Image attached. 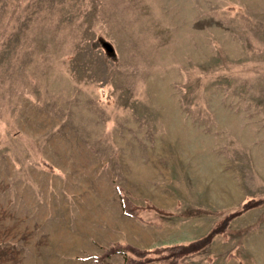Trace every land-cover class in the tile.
Masks as SVG:
<instances>
[{"label": "rangeland", "instance_id": "374dc122", "mask_svg": "<svg viewBox=\"0 0 264 264\" xmlns=\"http://www.w3.org/2000/svg\"><path fill=\"white\" fill-rule=\"evenodd\" d=\"M247 198L181 264H264V0H0V264H122Z\"/></svg>", "mask_w": 264, "mask_h": 264}, {"label": "trees", "instance_id": "16d2710c", "mask_svg": "<svg viewBox=\"0 0 264 264\" xmlns=\"http://www.w3.org/2000/svg\"><path fill=\"white\" fill-rule=\"evenodd\" d=\"M117 192L120 198V205L124 215L141 220L140 213L142 211H155L161 215H165L162 210L148 205L144 207L135 206L128 197L125 195L122 188L117 187ZM260 200H254L252 198L245 199L237 211L230 212L221 218L203 237L187 242L174 245H167L163 247H157L154 249H139L134 246L125 243H113L105 249L102 255L96 257V262H100L102 259L110 257L113 254H120L123 256L122 264H154L156 261H167L168 264H181V260L197 252H200L205 248L213 239L215 235L225 236V231L229 225V222L242 215L247 210L260 205Z\"/></svg>", "mask_w": 264, "mask_h": 264}, {"label": "crops", "instance_id": "0c3cea01", "mask_svg": "<svg viewBox=\"0 0 264 264\" xmlns=\"http://www.w3.org/2000/svg\"><path fill=\"white\" fill-rule=\"evenodd\" d=\"M261 247H264V246H261ZM260 258H261V260L263 259L262 257H260ZM260 258H259V259H260ZM234 261H235V260H234Z\"/></svg>", "mask_w": 264, "mask_h": 264}]
</instances>
